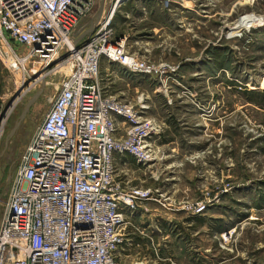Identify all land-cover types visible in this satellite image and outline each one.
<instances>
[{
    "label": "rangeland",
    "instance_id": "obj_1",
    "mask_svg": "<svg viewBox=\"0 0 264 264\" xmlns=\"http://www.w3.org/2000/svg\"><path fill=\"white\" fill-rule=\"evenodd\" d=\"M133 2L119 15L130 19L112 26V39L125 36L130 55L165 66L143 76L102 60L101 91L142 107L160 128L166 207L207 204L199 217L223 221L221 234L208 227L194 231L192 258L198 264H264V208L254 209L264 195V98L248 93L264 92V28H252L264 24V0ZM28 69L0 54V221L19 159L71 73V65ZM177 256L183 264L190 257L184 248Z\"/></svg>",
    "mask_w": 264,
    "mask_h": 264
},
{
    "label": "built area",
    "instance_id": "obj_2",
    "mask_svg": "<svg viewBox=\"0 0 264 264\" xmlns=\"http://www.w3.org/2000/svg\"><path fill=\"white\" fill-rule=\"evenodd\" d=\"M127 1L106 0L92 33L76 45L77 28L94 11L95 0H0L2 56L25 72L30 65H71L10 179L0 221V264H119L126 211L160 202L157 191L119 181L114 164L118 154L151 167V144L160 128L142 107L105 95L98 81L102 60L143 76L165 66L130 55L124 40L112 39L116 12ZM258 25L252 28H264ZM63 54L70 57L58 64ZM182 209L201 216L207 204Z\"/></svg>",
    "mask_w": 264,
    "mask_h": 264
},
{
    "label": "crops",
    "instance_id": "obj_3",
    "mask_svg": "<svg viewBox=\"0 0 264 264\" xmlns=\"http://www.w3.org/2000/svg\"><path fill=\"white\" fill-rule=\"evenodd\" d=\"M103 1L95 0V8L92 14L80 22L77 28V40L81 38V41H83L92 33L93 23L99 17ZM135 4L133 0L122 4L117 10L112 26L118 25L119 22L128 21L130 19L129 15L126 14V17H123L122 11L128 12ZM121 14L123 18L119 17ZM84 21L86 23L82 25ZM124 37L121 35L119 39L124 40L126 43L127 39ZM160 139L161 136L159 139L152 141L151 146L155 152V161L149 168L139 166L129 155L116 154L114 156L115 177L119 181L131 187H142L157 191V196L160 198L159 203L147 202L134 212L126 211L125 244L117 255L119 264H129L142 260L150 264H183L177 256L180 248H184L186 254L190 255L189 261L185 264H198V261L192 258L193 251L196 248L192 243L194 231L191 230V227L194 225L193 219L199 216H190L185 211L170 209L171 205H168L170 208L166 207L167 197L161 193L159 183L160 166L163 164L164 159L160 155L162 149V146H159ZM182 215H184V218H180ZM197 233L195 231L194 234L197 235Z\"/></svg>",
    "mask_w": 264,
    "mask_h": 264
},
{
    "label": "trees",
    "instance_id": "obj_4",
    "mask_svg": "<svg viewBox=\"0 0 264 264\" xmlns=\"http://www.w3.org/2000/svg\"><path fill=\"white\" fill-rule=\"evenodd\" d=\"M251 95H258L261 96L262 98H264V92H258V93H254V92H248ZM264 100V99H263ZM264 102V101H263ZM264 106V103H263ZM261 106V107H263ZM255 205H254V209L256 210H261L264 208V195H261L257 198V200L255 201ZM194 221V225L191 227L192 231H198L201 229H204L206 227H208L209 229H211L212 232H216L217 234H221L222 232H226L224 225H223V221L222 220H215V221H208L205 218H201V217H197L193 219ZM188 229V228H186ZM190 230V229H189Z\"/></svg>",
    "mask_w": 264,
    "mask_h": 264
},
{
    "label": "water",
    "instance_id": "obj_5",
    "mask_svg": "<svg viewBox=\"0 0 264 264\" xmlns=\"http://www.w3.org/2000/svg\"><path fill=\"white\" fill-rule=\"evenodd\" d=\"M105 1H103V4H102V7H101V10H100V14H99V17L96 21H98L100 19V15L103 13V10H104V5H105ZM94 24V23H93ZM82 39L80 38L79 40L76 41V45L81 41ZM70 55L69 54H63L62 57L60 58L58 64H63L65 63L68 59H69ZM41 91L36 94L28 103L27 105L25 106L24 110H23V113L21 115V118L20 120L15 124V128L13 129V131L11 132V137L16 133V131L20 128L23 120L26 118L30 108L32 107V105H34V103L36 102V100L40 97L41 95Z\"/></svg>",
    "mask_w": 264,
    "mask_h": 264
},
{
    "label": "bare ground",
    "instance_id": "obj_6",
    "mask_svg": "<svg viewBox=\"0 0 264 264\" xmlns=\"http://www.w3.org/2000/svg\"><path fill=\"white\" fill-rule=\"evenodd\" d=\"M67 65H70V63L69 64H67ZM60 67L62 68L63 67V65H60ZM44 78H42L41 80H43Z\"/></svg>",
    "mask_w": 264,
    "mask_h": 264
},
{
    "label": "flooded vegetation",
    "instance_id": "obj_7",
    "mask_svg": "<svg viewBox=\"0 0 264 264\" xmlns=\"http://www.w3.org/2000/svg\"><path fill=\"white\" fill-rule=\"evenodd\" d=\"M30 111V110H29ZM29 113V112H28ZM28 115V114H27Z\"/></svg>",
    "mask_w": 264,
    "mask_h": 264
}]
</instances>
